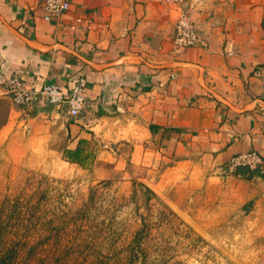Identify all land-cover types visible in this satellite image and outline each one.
I'll list each match as a JSON object with an SVG mask.
<instances>
[{
	"label": "crops",
	"instance_id": "crops-1",
	"mask_svg": "<svg viewBox=\"0 0 264 264\" xmlns=\"http://www.w3.org/2000/svg\"><path fill=\"white\" fill-rule=\"evenodd\" d=\"M68 2L45 21L42 0H0V70L66 91L83 78L80 115L48 105L25 113L1 96L9 111L0 134L28 139L33 156L46 153L59 131L57 155L66 161L65 151L78 146L86 158L71 164L85 170L98 141L110 151L111 143L128 144L132 162L167 149L177 172L209 177L243 152L264 164V0ZM183 11L198 42L176 49Z\"/></svg>",
	"mask_w": 264,
	"mask_h": 264
},
{
	"label": "rangeland",
	"instance_id": "rangeland-1",
	"mask_svg": "<svg viewBox=\"0 0 264 264\" xmlns=\"http://www.w3.org/2000/svg\"><path fill=\"white\" fill-rule=\"evenodd\" d=\"M102 144L85 170L57 155L59 131L33 156L0 134V264H264V164L209 177Z\"/></svg>",
	"mask_w": 264,
	"mask_h": 264
},
{
	"label": "built area",
	"instance_id": "built-area-1",
	"mask_svg": "<svg viewBox=\"0 0 264 264\" xmlns=\"http://www.w3.org/2000/svg\"><path fill=\"white\" fill-rule=\"evenodd\" d=\"M181 2V0H172ZM69 8L68 0H42L43 20L50 21ZM198 37L188 13L181 12L175 22L173 46L176 49L194 47ZM86 82L83 78H75L68 84V91L55 84H43L40 87L27 85L19 77H3L0 70V97H8L13 105L27 113L36 106H51L62 109L67 116L76 119L85 104ZM264 93V78L262 80ZM262 165L261 157L255 152H243L233 156L228 164V172L244 167L256 169Z\"/></svg>",
	"mask_w": 264,
	"mask_h": 264
},
{
	"label": "trees",
	"instance_id": "trees-1",
	"mask_svg": "<svg viewBox=\"0 0 264 264\" xmlns=\"http://www.w3.org/2000/svg\"><path fill=\"white\" fill-rule=\"evenodd\" d=\"M8 111H9V107H8V102L0 97V128L5 125L6 121H7V116H8ZM80 148L77 146L75 149L73 150H66L65 151V155H64V159L69 162V163H76L81 165L83 160L86 158L80 157ZM248 170V168H244V167H240L237 168L235 170V175L237 176H245V171ZM143 186V185H142ZM149 190L153 195L154 193Z\"/></svg>",
	"mask_w": 264,
	"mask_h": 264
}]
</instances>
